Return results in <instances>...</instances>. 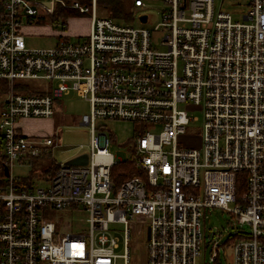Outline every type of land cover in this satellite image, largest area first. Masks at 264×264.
Returning <instances> with one entry per match:
<instances>
[{
	"label": "built area",
	"instance_id": "built-area-1",
	"mask_svg": "<svg viewBox=\"0 0 264 264\" xmlns=\"http://www.w3.org/2000/svg\"><path fill=\"white\" fill-rule=\"evenodd\" d=\"M162 1V22L148 28L147 15L99 17L98 0H0V264H214L228 251L231 264H264V0H249L242 21L215 0ZM55 3L90 14L89 36L29 49L23 24L38 27ZM71 94L91 106L80 120L88 161L56 162L50 187L35 191L13 168L49 155L56 134H29L23 122L53 118ZM106 121L140 125L129 157L113 154ZM121 164L138 175L114 177ZM214 209L232 214L233 233L203 247ZM134 236L145 256L132 253Z\"/></svg>",
	"mask_w": 264,
	"mask_h": 264
},
{
	"label": "rangeland",
	"instance_id": "rangeland-1",
	"mask_svg": "<svg viewBox=\"0 0 264 264\" xmlns=\"http://www.w3.org/2000/svg\"><path fill=\"white\" fill-rule=\"evenodd\" d=\"M127 7H134V0H123ZM146 7L137 9L134 17L138 18L140 15H147L149 21L144 27L153 28L160 24L161 13L166 8V5L162 0H144ZM249 0H215V9L218 13L220 9L226 12H230L235 21H242V16L248 11ZM60 7L58 4H54V10L51 15L43 13L39 18L41 23L37 28H27L26 24H23L25 33L26 46L32 50L49 49L55 47L60 41L79 42L84 37L90 34L91 16L90 14H81L80 16L67 17L59 19L58 24L53 23L52 17L58 12ZM98 16L109 17V11L105 10L100 4H98ZM63 25H67V30L59 31ZM135 26H142L135 20L133 23ZM43 26V27H41ZM161 36H157L156 41H160ZM160 50L163 47H159ZM42 83L40 84V86ZM36 86V84H32ZM91 112L90 103L86 100L78 97L76 94H71L59 100L58 105L55 107V113L53 118L49 120H33L30 124L32 129L37 132H44L54 135L55 147L49 150L50 154L41 157L36 160L28 161L27 165H21L20 162H16L13 168V177L16 181H23L26 178L33 177V189H47L50 187L51 180L48 178L47 173L54 167V164L64 163L65 161L74 158L81 154H88L90 152L91 135L90 130L86 126L81 125V118L84 115H89ZM194 116L199 117L200 121L192 125V133L197 136L202 135L203 127V115L201 112L194 113ZM108 131L115 136V142L111 147L113 154L117 158H123L130 156L128 147L130 140L139 132L140 125L133 124L125 121H106ZM34 132V131H32ZM44 133H35L34 135H40ZM48 135V134H46ZM81 218V217H80ZM85 219L83 218V222ZM79 222L77 229L87 230V226ZM235 224V219L232 214L214 209L206 213L203 222V234L204 245L211 241L213 233L222 232L224 238L233 233L231 224ZM231 228V229H230ZM230 229V230H229ZM249 232V228H244ZM122 232H117L115 235L121 236ZM146 240L134 236L132 239V253L133 251L141 252L145 256ZM122 246V245H121ZM116 254L122 255L123 250L120 248L116 251ZM229 254V255H228ZM208 258V255L205 256ZM204 261V260H202ZM221 264H231V254L228 251L221 253ZM118 264H123L122 260H118ZM206 264V262H202Z\"/></svg>",
	"mask_w": 264,
	"mask_h": 264
},
{
	"label": "trees",
	"instance_id": "trees-1",
	"mask_svg": "<svg viewBox=\"0 0 264 264\" xmlns=\"http://www.w3.org/2000/svg\"><path fill=\"white\" fill-rule=\"evenodd\" d=\"M70 1H79L83 5H88L91 4V0H68ZM98 4H100L105 10L109 11V17L111 19H114L119 22H124V23H132L134 19V14L138 8L136 7H127L126 3L123 0H98ZM81 14L76 12V11H69L60 8L58 12L55 14V16L52 17L53 23L58 24L59 19L62 18H67V17H74V16H80ZM41 23V19L37 21V25ZM16 91L21 92L22 91H27L29 92V87L27 85H23L21 83L16 84ZM0 161H1V151H0ZM126 169L131 170V172H127V174L124 176V179L129 178L133 175H138L133 170V166H126V165H117L114 169V177L119 176L124 173ZM54 174V167H51L47 175L51 177ZM33 177H29L28 180H32ZM239 193V192H238ZM235 241L234 237H229L227 239V248H229V244L233 243ZM228 251V249H227ZM214 264H220V261L217 260Z\"/></svg>",
	"mask_w": 264,
	"mask_h": 264
},
{
	"label": "water",
	"instance_id": "water-1",
	"mask_svg": "<svg viewBox=\"0 0 264 264\" xmlns=\"http://www.w3.org/2000/svg\"><path fill=\"white\" fill-rule=\"evenodd\" d=\"M48 6H50V4H48ZM140 20L144 24L147 21V17L142 16ZM87 161H88V156H87V154H84L81 157L74 158L73 160L67 162V164H69V165H84L87 163Z\"/></svg>",
	"mask_w": 264,
	"mask_h": 264
},
{
	"label": "crops",
	"instance_id": "crops-1",
	"mask_svg": "<svg viewBox=\"0 0 264 264\" xmlns=\"http://www.w3.org/2000/svg\"><path fill=\"white\" fill-rule=\"evenodd\" d=\"M41 27H43V26H41ZM35 28H37V27H35ZM24 34H25V33H24ZM40 120H42V119H40ZM23 123H24L25 128H26V130L28 131L29 134L44 133V132H37L35 129H34V130L32 129V131H34V132H32V131H31V128H32V127H30V124L32 123V121H25V122H23ZM46 134H49V131H47V133H44V134H42V135H46Z\"/></svg>",
	"mask_w": 264,
	"mask_h": 264
}]
</instances>
